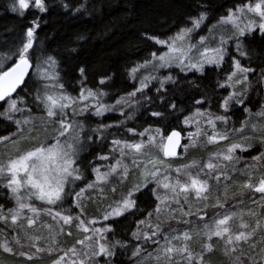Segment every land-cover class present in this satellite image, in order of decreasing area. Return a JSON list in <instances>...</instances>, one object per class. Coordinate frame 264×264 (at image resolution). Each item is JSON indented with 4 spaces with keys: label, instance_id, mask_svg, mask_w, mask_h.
I'll return each instance as SVG.
<instances>
[{
    "label": "trees",
    "instance_id": "1",
    "mask_svg": "<svg viewBox=\"0 0 264 264\" xmlns=\"http://www.w3.org/2000/svg\"><path fill=\"white\" fill-rule=\"evenodd\" d=\"M251 2L253 0H45L48 9L45 13L29 8L21 14L19 11H12L15 0H0V58L10 56L22 47L27 40V28L33 21H37L40 27L35 32L33 49L29 50L32 68L25 78L26 83L13 94L16 98L24 99L25 103L20 106L33 112H43L42 106L37 108L34 98L45 81L34 73L37 59L43 62L48 56L56 61L53 70L57 76V88L63 85V94L76 99L82 88L91 89L105 93L93 98L96 104L98 99L105 106H116L117 100L136 90L134 79L130 75L131 69L143 65L146 60L152 61L153 52L157 55L163 52V48L146 39L147 36L168 39L179 28L191 27L189 17L198 16L204 11L207 18L192 35L198 39L207 34L209 27L220 21L221 17H226L229 9L235 10L238 6ZM77 8L80 10L76 11ZM239 42L248 55H239L236 51L237 40L234 39L230 42L231 56L240 60L243 67L254 70L249 74L250 88L245 93L242 106L232 103L227 111L221 107L227 93L217 88L216 80L229 72L230 63L227 62L220 72L207 70L203 74H195L184 73L177 68L171 69L169 73L174 78L172 83L165 84L163 89L155 82L148 84L143 93H137L127 104H120V112L106 111L97 117L93 116V111H88L79 118L76 122L84 125V131L80 134L81 147L77 166L84 171L85 179L76 181L75 184L70 183L62 205L53 207L52 210L75 215L70 207L71 196L92 181V169L101 163L97 157L111 155L114 139L134 143L140 139L138 133L145 129L160 128L165 136L172 129H178L184 136L183 144H186L184 119L197 110L210 113L212 117L226 116L228 120L225 130L232 135V130L237 129L245 118L246 106L250 112H256L264 105V77L261 75L264 71V36L254 30L241 37ZM14 62L13 60L7 66L10 67ZM80 68H85L84 76L80 75ZM165 74L162 72L159 75L161 77ZM101 79L106 80L104 85L99 83ZM161 97L164 98L163 101ZM197 100H203L204 103L197 105ZM173 103L176 105L174 112L169 107ZM1 109L2 101L0 112ZM153 111L164 113L165 118L151 117L150 113ZM101 125L112 127L107 128L102 135L92 131ZM129 129H133L134 133L129 132ZM14 130L15 125L0 116V137H5ZM259 154L260 150L251 147L240 152L238 159L248 161ZM180 155L165 159L174 163ZM6 196V190L0 191V204L3 208L9 207ZM135 199L136 208L131 213L122 217H110L103 224L104 228H111L112 231L104 234L101 243L113 245L119 241L126 247L117 245L114 256L110 259L99 257L94 264H105L106 259H109V264H134L148 250L143 239L137 241L132 234L137 230L138 222L145 221L148 214L155 211L156 199L150 186L137 192ZM37 206L42 210L52 207L44 203H38ZM260 233L264 238V228L260 229ZM55 238L58 243H62V248L58 250L57 245L54 248L48 247L46 255H22L19 248L5 252L0 247V264H55L60 256L69 252L70 244L74 245L77 236L70 226L65 231L61 229V233ZM138 245L141 252L138 256H133ZM204 254L210 264H227L220 243L214 245L213 251Z\"/></svg>",
    "mask_w": 264,
    "mask_h": 264
},
{
    "label": "snow or ice",
    "instance_id": "2",
    "mask_svg": "<svg viewBox=\"0 0 264 264\" xmlns=\"http://www.w3.org/2000/svg\"><path fill=\"white\" fill-rule=\"evenodd\" d=\"M30 7H34L41 13H45L48 9L45 4V0H15V3L12 6V11H19L21 14L25 10H28ZM67 8L68 6L65 5ZM245 9L248 12H253L259 17V23L255 21H249L243 28L240 27V15L245 12ZM80 9L77 8L76 11ZM207 18L206 12L201 11L198 16H190L191 27H181L178 29L177 33L174 36L169 37L167 40H160L155 36H147L146 39L153 40L156 44H161L167 47L168 51L157 56L155 52L152 55V61L146 60L143 65H138L137 67L131 69L130 75H135L141 68H144L151 64L153 61L158 63L153 66L157 69L159 68H168L172 65L179 67L181 71H195V72H204V65H216L219 67L225 59L226 51L225 45L228 43V40L221 37L219 46L216 48H204V51L200 53V58L196 62H192L191 53L197 47L196 45L191 44L192 34L201 27L205 19ZM223 23H231L237 30L235 39L236 51L241 57H246L248 54L243 49L242 44L239 42L241 37H244L246 33L253 32L254 29L258 27L259 32L264 36V0H257L253 5L251 3L246 5L238 6L235 10L229 9L228 15L226 17H221ZM40 27L37 21H33L32 25L29 26L26 30V42L23 43L16 52L12 53L10 56H4L0 58V101L6 104L3 112H0V116L4 117L5 120L13 121V114L16 112L23 113L24 111L30 109L21 108L18 105L24 104L25 101L23 98L18 97L13 99V94L17 92L18 88L26 83L25 77L29 73V69L32 68L30 61V49H33V41L35 38V32ZM212 29H209V37H201L200 46L206 44L209 40H215L214 36H211ZM231 39V38H229ZM187 42V43H186ZM15 61L11 64V67H8V63ZM56 64L55 59L52 56H48L43 62L37 59L35 65V74L44 81H55L57 76L51 74V69L54 68ZM233 71L227 76V81L232 82L235 80L236 83H246L248 82V73L253 72L251 68L242 67L240 60L233 59L232 61ZM85 68H80L79 72L81 76L85 74ZM264 77V71L261 73ZM238 76H241L242 79H237ZM156 79L154 76L144 77L140 81V87L137 88L134 92L128 94L127 97H121L120 100H117L116 104H127L128 101L134 97L137 93H143V90L148 87V84L151 80ZM173 81V77L168 76L163 79H160V89H163L165 84ZM101 85L106 83L105 79L99 81ZM55 87L52 84L45 83L43 86V92L38 89L35 95V103L37 108H40L42 105V110L46 114V119L48 121L56 122L58 120V129L55 136L54 143H46L44 141L40 142L39 146L34 147L28 151L21 153L17 149L14 156L9 157L6 163L0 164V176H6L7 184L5 185L9 191L13 194L16 199L17 207L16 209H10L9 214L11 217V222L13 225L17 224L19 217L24 209H27L29 212L33 213V216H39L40 212L37 208L33 207L30 202H25V197L21 196V191H27L28 195L26 199L31 201L34 197L36 200L43 202L44 204L52 207L45 209L47 215H51L53 219L59 218L63 221L64 225H71L74 221H79L78 227L84 232L88 233L94 231L99 234L100 237H103L105 233L111 232V228H96L90 229L86 226L85 221L81 219L80 216L65 215L61 211L53 212V207H60L64 201L65 195L68 192L67 186L75 184L76 181H83L85 179L84 171L78 167V153H79V144H80V134L84 131V125L76 122L75 120H68L67 118V109L72 108L73 116L83 115L85 112L91 111V108H95V111L92 113L96 116H101L106 111H111L115 106H105L99 103L97 99V104L88 106L85 104L84 107L79 109L77 112V100L69 95L63 94V85H59L60 94L51 92L50 89ZM219 87H233L232 83L220 84ZM160 89L157 91L159 92ZM105 95L103 92H95L91 89H81L79 96V101L86 102L89 98H98L99 96ZM243 93L232 92L225 97L221 107L228 110L230 104L235 102L237 104H243L244 101L240 99V96ZM163 97L161 100L163 101ZM203 100H197V105H202ZM170 109L174 112L176 110V105L173 103L170 106ZM245 111H248L245 109ZM151 117L164 119V113L153 111L150 113ZM209 116L207 124L212 128V135L207 136V143L214 144L217 142V139L221 141H227L229 139V133L227 130L217 131L216 122L227 124L228 118L226 116H216L211 117L210 113H202L197 110L192 117H185L184 124L188 125L193 122L194 118H199L203 116ZM35 118H25L23 121L14 120L13 122L17 126V133L13 134L19 135L21 138H25L24 127L32 124V121ZM43 119V118H42ZM197 125L195 132H189L186 137L189 140L188 145L181 144V132L177 130H172L167 136L164 135L160 128L155 129V135H148L147 141L141 139L136 143H128L127 141L113 140L112 151L115 152L119 149L121 159H118L115 164L108 165L107 171H101L99 167L93 168L92 173L95 176L93 181H90L85 188H81L80 192L76 193L75 207L80 209L81 215L84 214V207L82 206L81 199L83 194L91 189L98 190L100 193H103V188L99 187L100 185L107 184L110 182V177L119 176L120 183L123 184L129 177V167L127 164L123 163V158L128 155H132V164L135 168L143 170L141 171L140 180L132 186L125 196H123L119 201L115 202V206H109L110 211H108L103 219L108 221L110 217H122L126 213H131L135 208L137 201L135 195L142 188H145L149 180L157 184V188L153 189V195H155L157 203L155 213L159 217L163 206L167 204L169 196L167 193L172 194V198L175 199L181 195L184 196L185 202L189 198V193L194 192L197 199H208V193L210 192V185L208 180L200 179V175L203 173V169L197 173L196 176L191 174V169L197 168L198 164L193 162L192 164L185 165L182 168L175 169L177 173V179L172 182V177L169 175H163V179L158 177L161 174L160 165L165 163L164 158H171L177 156V148L183 147L185 152L188 151L191 147L198 146L199 138L202 135H206L199 127V119L195 120ZM36 125H32V129L29 130V135L31 131L34 130ZM47 129V124L43 125ZM112 127L111 125H101L95 129H92L93 132L98 134H103V132ZM255 130V128H254ZM129 132H133V129H129ZM151 129H145L144 132L138 133L141 137H144L146 134L151 132ZM233 132H242L243 129L237 130L233 129ZM68 137L69 139H62ZM91 139V137H89ZM261 142L264 143V135L261 136ZM9 143H18L12 139V137H0V144H9ZM250 147V145H248ZM146 149H156L157 152L145 151ZM237 149L241 151H246L247 148L242 143H234L227 147L225 153H217L215 157H210V162H208L205 167L208 169V175L214 172L217 168V165L213 164L211 160L213 158L223 159L224 161H233L234 153ZM127 150V151H126ZM162 152L163 158L159 157L157 153ZM136 157H143V159H137ZM99 160H108V156H99ZM254 161H264V153H261L260 156L253 157ZM151 165L154 170L149 171L148 166ZM122 169V171H120ZM171 169L165 168V172H169ZM183 174L187 179L184 182H181L179 176ZM217 182L221 179L220 176L215 177ZM227 177H225L226 179ZM246 189H252L254 185L252 183H245L243 185ZM163 188L165 190V195H159V189ZM255 192L264 194V177H261L257 186L254 187ZM116 189L113 187L112 192L115 193ZM177 203L179 200L177 199ZM217 206L223 207L222 204H219L217 201ZM186 215H191V213H185ZM149 217L153 213L148 214ZM234 218L233 215H225L222 219H219L215 222V228L209 229L206 233L207 239L212 240V237H219L225 240V254L229 252H235L236 247L241 242H248L249 239L257 232L261 227L259 221H257L256 228L252 229L251 232L240 231L239 233L233 235L229 222ZM28 225L32 226L34 224V218L28 217ZM0 221H3L5 224L8 223V216L3 214V209L0 208ZM95 220L87 221V224L95 225ZM151 229V232H143V239L147 243L149 241H154V238L160 232V225L157 224L153 226L150 221L141 220L138 222L137 231L133 232V238L139 241L141 239L140 226L145 225ZM207 227V226H206ZM249 226L247 224H241V229H247ZM92 236H85V240H91ZM192 237L188 233L183 234V240L185 241L183 247L176 248L172 245V241L165 236L166 244L162 246V252L168 260L172 259V254L179 252L181 253L187 264H204L203 253L213 251V246L211 243L204 244L203 250L200 254L193 253L188 246L187 241ZM173 239H180L179 237H174ZM19 243V240L16 241ZM158 243V241H154ZM79 244H84V241H77ZM264 243V242H262ZM98 251L96 249L92 250L93 257H102V258H111L115 255L114 248L119 245L120 247H126V245L120 244L119 241H116L113 245H107L97 241ZM0 247H3L5 251H11L12 249L7 246V244H2ZM251 248L257 247V245H250ZM37 252L43 251V249L36 248ZM74 255L76 249L73 247L70 249ZM264 251V249H262ZM141 252L139 245L133 251V256H138ZM22 255L24 253H21ZM87 256V254H86ZM32 259L31 256L28 257ZM64 257H61L60 260L56 261L55 264H61V261ZM109 259L105 260V264H109ZM159 259V256H158ZM252 260V257H249ZM83 264V262H81ZM236 264H239V257L236 258ZM253 264H256V261L253 260Z\"/></svg>",
    "mask_w": 264,
    "mask_h": 264
},
{
    "label": "rangeland",
    "instance_id": "3",
    "mask_svg": "<svg viewBox=\"0 0 264 264\" xmlns=\"http://www.w3.org/2000/svg\"><path fill=\"white\" fill-rule=\"evenodd\" d=\"M256 2L257 0H253L251 4L254 5ZM30 8L35 9L34 7H30ZM238 15H240L241 17L239 24L240 27L242 28L246 24H248L249 21H255L257 24L259 23V17L253 12H248L246 9L243 14L238 13ZM209 29H212L211 36H214L215 40H209L203 46H200L199 43L201 38L195 39L193 38V36H191V44L197 46L195 50L191 53L192 62H196L200 58V53L204 51L205 47L207 48L218 47L221 37L228 40V43L225 45L226 55L224 61L221 63L219 67H217L214 64L213 65L205 64L204 72L207 70H215V72H220L223 69L224 65L227 62H229L230 63L229 72L217 78L216 86L221 90H225L227 96L229 95V93L232 92L243 93V95L240 96V99L245 101L244 100L245 93H247L250 88L249 87L250 73H248V82L246 83H236L235 80L232 82H228L226 79L227 76L233 71L232 61L233 59H236L230 54V42L235 39L237 30L231 23H223L221 20L218 21L213 26H210ZM209 29L207 34H205L203 37L206 38L209 37L210 35ZM254 30H258V27ZM151 41L155 43L153 40ZM156 45L163 48V52L161 54L168 51L166 46L161 44H156ZM156 63L158 62L153 61L144 69H140L134 76L131 75L132 78L134 79L136 89L140 87V81L144 77H149V76L156 77V79L150 81L149 85L155 82L160 86L159 83L160 79L171 76V74L169 73L171 69L174 68L180 69L175 65H172L171 67L168 68L157 69L153 66ZM50 71L52 75H55L53 68ZM162 72L166 74L160 77L159 74ZM183 72L195 73V74L204 73V72L201 73L195 71H183ZM35 76L38 77L36 74ZM237 79H242V77L238 76ZM173 81H170L167 84H170ZM45 83L54 85L55 87L50 89V91L55 92L56 94H60V90L59 88H57L56 80L45 81L44 84ZM228 83H232L233 87H224V88L219 87L220 84H228ZM40 90L42 93L43 88ZM13 99H17V98L13 96ZM76 100H77V109H76L77 112H79V109L84 107L85 104H87L88 106L96 105V101L93 98H89L86 102L79 101V97H77ZM232 103L237 104L235 102ZM243 104H237V105L242 106ZM18 106L21 108H25L20 105ZM118 106L119 105L116 104V106L112 110L120 112V108ZM5 107L6 104L2 102L1 112H3ZM245 109H247L248 111H245L246 113L245 118L240 124V126L237 128V130L243 129V131L233 132L232 135H229V139L227 141H221L217 139V142L214 144L207 143V136L212 135V128L207 124V120L209 119V116L207 115L199 118H194L193 122L188 125L183 124V128L186 133L185 137H187L189 132L196 131L197 125L195 123V120L199 119L200 122L199 127L202 129L204 133H206V135H202L199 138L198 146L189 148L187 152H185L184 148L182 147L181 148L182 150H180L181 153H179L181 154L180 158L176 162L174 163L169 162L164 158L165 163L159 166L162 175H160L158 178L163 179V175H169L172 177V182H174L175 179H177V173L175 172V169L182 168L185 165H189L192 164L193 162H196L198 164V167L193 168L190 171L193 176H196L197 173L200 172L201 169H203V173L200 175V179L208 180L211 189L210 192L207 194L208 199L198 200L195 193L191 192L189 193V198L187 202H185V198L183 195L173 199L172 194L167 193V195L169 196V200L167 204L163 206V210L161 211L159 217H157L155 211H153L152 212L153 215L151 217L148 216V218L145 220V221H150L153 226L157 224L160 225V232L154 238V241H158V243L154 241H149L146 243L144 241L143 232L147 231L150 233L151 229L147 226V224L141 225L140 226L141 239H143V242H145L146 245L148 246V250H146L145 254L142 255L134 264H187L185 257L179 252L173 253L171 260H168L167 257H165L162 252V246L166 244L165 236H167L169 240L172 241V245L174 247L181 248L185 243V241L183 240L184 233H188L192 237L189 241H187V243L189 249L193 253L200 254L203 250L204 244L211 243L214 248L215 244L220 243L222 246V253L224 254V257H226L227 264H236L237 257H239V264H253V260L256 261V264H264V251H262V249H264V243H262L264 242V238L261 237V233H260V229L264 228V194L255 192L254 190V187L258 185L260 178L264 177V161H254L253 159L248 161L247 160L241 161L238 159V157L240 156V152L242 151L240 149H237L234 153V159L231 162L224 161L223 159L213 158L211 162L217 165V168L210 175L207 174L208 169L205 167V165L208 162H210V157H215V154L217 153H225L227 147H229L231 144L234 143H242L245 145L247 149L254 147L260 150L259 156L261 155V153H264V143L261 142V136L264 135V105L260 107L256 112H250L247 106L244 108V110ZM223 110L225 109L223 108ZM66 111H67L68 120H75V121H77L79 118H81L84 114L87 113L85 112L83 115L78 114L76 116H73L72 108H68ZM91 111L94 112L95 108L94 107L91 108ZM105 113L106 112H104V114ZM202 113H206V112H202ZM193 114L190 117H192ZM30 117L35 119L32 121V124H29L28 126L24 127L25 138H21L19 135L14 136L13 134L17 133V126L13 121L14 120L23 121L25 118H30ZM13 121H9V122H12L15 125V130L12 133L6 135L5 137H12V139L18 141V143L15 144L9 143L7 145L0 144V164L6 163L9 157L14 156L16 154L17 149H19V151L23 153L34 147L39 146L40 142L42 141L46 143L55 142L54 138L57 134L58 120L56 122L48 121L46 119V114L44 112L37 113V112H33L32 110L30 111L26 110L23 113L16 112L13 114ZM33 124L36 125V127L34 130L31 131V134L29 135V130L32 129ZM45 124H47V129L43 127V125ZM216 129L217 131L222 132L226 129V124L217 121ZM148 135H155V130L153 129L151 132L146 134L144 136V141H147ZM142 138L143 137L140 136V139L136 140L134 143L139 142ZM66 139L69 138L65 137L64 139H62L61 142L63 143L64 140ZM188 144H189V140L187 139L186 144L183 145H188ZM248 145H250V147ZM80 147H81V142L79 144V149ZM145 151H152L154 153L157 152L156 149H146ZM157 155L163 158L162 152L157 153ZM108 157H111L112 159L101 160V163L95 166L94 168L99 167L101 171H107L108 165L115 164L118 159H121L119 149H117L115 152L112 151L111 155H109ZM132 158L133 157L131 154L123 158V163L127 164L129 167V177L123 184L120 183V178L117 175L110 177L109 183L99 186L103 188V193H100L98 190L91 189L83 194V197L81 199L82 206L84 207L83 215H81L80 209L75 207L74 197L76 194H73V196H71L70 207H72V210L74 211L75 214L74 217L80 216L81 219L85 221L86 226L89 227L90 229L104 228L103 224L105 220L103 219V217L108 211L111 210L109 206L110 205L115 206V202L119 201L123 196H125L128 190L132 188V186L140 180L141 171L143 170V168L142 167L140 169L135 168L132 164ZM136 158L143 159V157H136ZM165 168L171 169V171L165 172ZM148 170L152 171L154 169L152 168L151 165H149ZM120 171H122V169ZM216 176L221 177L219 182H217L215 178ZM225 177L227 178L225 179ZM7 179L8 178L6 176H0V191L6 190V195H7L6 203L8 200V204H9V207L6 208H3L4 206L0 204V208L3 209V214L8 216L7 224H5L3 221H0V245L7 244V246L11 249H14V251L17 248H19L18 250H20L21 253L27 255L29 254L46 255L49 252V249H46L48 247L54 248L57 245L59 246L58 250L62 248L61 245L62 243H58L55 237L57 236V234L61 233V229L65 231L67 230L68 227L71 226L72 230L76 233L77 238L74 241V245L70 244L69 248L72 249L74 247L76 249V252L75 255L71 251L67 252L66 255L62 256L64 257V260L61 261V264H81V262H83V264H94L95 261L97 262L99 260V256L98 257L92 256L93 249H96L98 251L97 241L101 243L102 237H100L99 234L95 233L94 231L84 233L78 227L79 224L78 220L74 221L71 225H64L63 221L59 220V218L54 220L51 215H47L45 213V209L42 210L37 206L38 203L40 204L43 202L36 200L34 197L32 198L31 201H28L26 199L28 193L25 190L21 191V196L25 197V202H30L33 207L37 208L38 211L40 212V215L33 216V213L29 212L27 209H24L19 217L17 224L13 225L11 222V217L8 214L10 209H16L17 204L13 194L5 186L7 184ZM94 179L95 176L92 173V181ZM179 179L181 180V182H184L187 179V177L181 174L179 176ZM245 183H252L254 187L252 189H246L243 187ZM147 186H150L152 190L157 188V184L151 180H149ZM85 187L86 186H84L83 188ZM113 187H115L116 189L115 193L112 192ZM158 194L164 196L165 190L163 188H160ZM177 199L179 200V203H177ZM217 201H219V204H222L223 207L217 206ZM157 203L159 202L156 200V204ZM73 207H75L76 209H74ZM57 211L58 210H55L53 212H57ZM189 212L191 213V215L185 214ZM233 214H234V218L229 222V227L233 235L239 233L240 231L251 232L252 229L256 228L257 221H259L261 227L249 239L248 242H241L236 247L235 252H229V254L226 255L225 240L227 239V237L221 239L219 237L213 236L212 240L209 241L207 239L206 233L209 229L214 230L215 222L217 220L222 219L225 215H233ZM28 217L34 218L35 222L32 226L28 225V219H27ZM89 220H95L96 221L95 225L87 224V221ZM242 223L247 224L249 227L247 229H241L240 225ZM85 236H92L93 238L91 240H85ZM174 237H179L180 239H173ZM17 239L19 240V243L16 242ZM81 240L84 241V244L77 243V241H81ZM250 245H257V247L251 248ZM36 248L43 249V251L37 252ZM50 252H52V250H50ZM204 253H203L204 264H210ZM249 257H252L253 259L250 260ZM60 258L61 256L58 258V260H60Z\"/></svg>",
    "mask_w": 264,
    "mask_h": 264
},
{
    "label": "water",
    "instance_id": "4",
    "mask_svg": "<svg viewBox=\"0 0 264 264\" xmlns=\"http://www.w3.org/2000/svg\"><path fill=\"white\" fill-rule=\"evenodd\" d=\"M10 67H11V66H10ZM30 71H31V68L29 69V73H30ZM29 73H28V74H29ZM26 77H27V76H26ZM26 77H25V78H26ZM172 130H174V129H172ZM172 130H171V131H172ZM175 130L180 131V130H178V129H175ZM171 131H169L168 134H169ZM180 132H181V131H180ZM168 134H167V135H168ZM181 137H182V139H181V144L183 145V134H182V132H181ZM181 148H182V147H178V148H177V153H178L177 156L179 155ZM177 156H176V157H177ZM173 158H175V157L166 158V159H173Z\"/></svg>",
    "mask_w": 264,
    "mask_h": 264
}]
</instances>
